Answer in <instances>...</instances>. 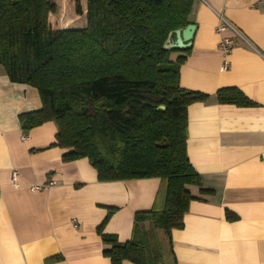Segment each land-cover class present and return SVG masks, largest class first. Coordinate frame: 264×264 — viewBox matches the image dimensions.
I'll list each match as a JSON object with an SVG mask.
<instances>
[{
  "label": "crops",
  "instance_id": "1",
  "mask_svg": "<svg viewBox=\"0 0 264 264\" xmlns=\"http://www.w3.org/2000/svg\"><path fill=\"white\" fill-rule=\"evenodd\" d=\"M50 1L52 28L86 26L85 0L80 14L76 0ZM190 21L179 85L211 97L187 106V156L201 185L186 186L194 199L183 227L171 231L172 249L177 264H264V0H195ZM223 37L234 43L228 54ZM223 87L258 106L217 103ZM41 105L35 87L9 81L0 66V264H111L96 227L114 207L103 231L129 240L134 213L153 206L160 179L98 181L87 158L62 161L67 149L52 146L53 121L22 133L18 116Z\"/></svg>",
  "mask_w": 264,
  "mask_h": 264
},
{
  "label": "trees",
  "instance_id": "2",
  "mask_svg": "<svg viewBox=\"0 0 264 264\" xmlns=\"http://www.w3.org/2000/svg\"><path fill=\"white\" fill-rule=\"evenodd\" d=\"M194 1L85 0V27L54 29V2L0 0V66L9 81L35 87L42 104L18 116L23 135L53 121L52 146L67 149L62 161L87 158L98 181L160 179L153 206L134 213L129 240L103 231L114 207L96 227L111 264H177L171 231L183 227L194 199L186 186L201 185L187 156V106L211 96L179 85L190 48L163 43L170 30L191 23ZM214 98L258 106L236 87L220 88Z\"/></svg>",
  "mask_w": 264,
  "mask_h": 264
},
{
  "label": "water",
  "instance_id": "3",
  "mask_svg": "<svg viewBox=\"0 0 264 264\" xmlns=\"http://www.w3.org/2000/svg\"><path fill=\"white\" fill-rule=\"evenodd\" d=\"M195 29L196 25L189 23L184 28L170 30L163 43V48L167 50L189 48ZM159 108L162 109L164 107L159 106Z\"/></svg>",
  "mask_w": 264,
  "mask_h": 264
},
{
  "label": "built area",
  "instance_id": "4",
  "mask_svg": "<svg viewBox=\"0 0 264 264\" xmlns=\"http://www.w3.org/2000/svg\"><path fill=\"white\" fill-rule=\"evenodd\" d=\"M225 28H226V25H223V26H219V27L217 28V30H218V31H222V30H225ZM233 45H234L233 40H232L231 38H229V37H223V38L221 39L220 43H219V47L221 48V50H222L223 53H225V54H228V53L232 50ZM227 66H228V63H227L226 61H224V62H223V67H227ZM15 176H16V172L13 171V172L11 173V180H12V181H15ZM47 184H48V185H51V184H52V181L49 180V181L47 182ZM33 189H38V187H34Z\"/></svg>",
  "mask_w": 264,
  "mask_h": 264
},
{
  "label": "rangeland",
  "instance_id": "5",
  "mask_svg": "<svg viewBox=\"0 0 264 264\" xmlns=\"http://www.w3.org/2000/svg\"><path fill=\"white\" fill-rule=\"evenodd\" d=\"M74 1V0H73ZM62 13H65V11L63 10Z\"/></svg>",
  "mask_w": 264,
  "mask_h": 264
}]
</instances>
